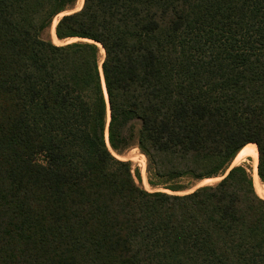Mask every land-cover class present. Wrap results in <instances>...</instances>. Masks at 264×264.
<instances>
[{
  "label": "trees",
  "instance_id": "16d2710c",
  "mask_svg": "<svg viewBox=\"0 0 264 264\" xmlns=\"http://www.w3.org/2000/svg\"><path fill=\"white\" fill-rule=\"evenodd\" d=\"M78 1L0 0V264H264V0Z\"/></svg>",
  "mask_w": 264,
  "mask_h": 264
},
{
  "label": "rangeland",
  "instance_id": "374dc122",
  "mask_svg": "<svg viewBox=\"0 0 264 264\" xmlns=\"http://www.w3.org/2000/svg\"><path fill=\"white\" fill-rule=\"evenodd\" d=\"M84 4V2H83ZM82 5V0H79L78 1V4H77V7H76V11H79L82 9L81 7ZM61 17H58L55 21H54V24H57L58 20L60 19ZM52 26V28H53ZM49 34L51 35L52 37V40H53V35H52V29L49 31ZM54 41V40H53ZM75 41V40H74ZM73 40L71 41H68V42H65V43H57V42H54L56 44H62V45H66L68 43H71V42H74ZM101 45L98 44V47L100 48L101 50V55L104 56V50L102 48V46L100 47ZM137 128H139V126L137 125ZM115 156L122 160V161H129L132 163V169H133V174H134V177H135V180H136V183L141 186L143 189H145L146 191L148 192H164V193H172L170 192L169 190L165 189V187H154V186H151L150 185V175H149V165H148V161H147V158L140 152V150L138 148H134V149H131L129 151H127L124 155L122 156H119V155H116ZM255 164V161L253 158L251 157H246L244 155H239L237 156L236 160L234 161L233 163V167L234 166H244L248 169L250 175L252 176L251 174V171H252V166ZM252 178H254L252 176ZM222 178H219V179H212V180H206L204 182H201V183H198L196 185H194L191 181L189 180H181V181H178L177 184L178 185H181V186H184L185 188H187L188 190L184 193H190V192H193L195 191L196 189L200 188V187H203V186H206V185H213V184H216L218 183L219 181H221ZM255 185V184H254ZM257 189L256 192H257V195L264 200V184L262 182H260V184H257L255 186Z\"/></svg>",
  "mask_w": 264,
  "mask_h": 264
},
{
  "label": "bare ground",
  "instance_id": "6f19581e",
  "mask_svg": "<svg viewBox=\"0 0 264 264\" xmlns=\"http://www.w3.org/2000/svg\"><path fill=\"white\" fill-rule=\"evenodd\" d=\"M64 14H62L61 16H63ZM57 24H55L52 28V35H53V40L54 42H57L59 43V41L57 40L56 36H55V27H56ZM74 41V40H73ZM101 47V46H100ZM100 49V48H99ZM109 114V113H108ZM240 155H244L246 157H251L254 159L255 161V164L252 166V171H251V174L252 176L254 177L253 178V181H254V184L255 186L257 184H260V180H259V177H258V171H257V163H256V151H255V146L253 144H250L248 146H246L241 152H240Z\"/></svg>",
  "mask_w": 264,
  "mask_h": 264
}]
</instances>
